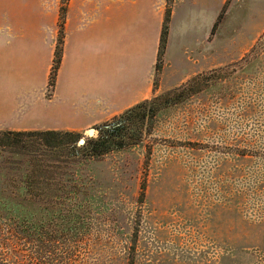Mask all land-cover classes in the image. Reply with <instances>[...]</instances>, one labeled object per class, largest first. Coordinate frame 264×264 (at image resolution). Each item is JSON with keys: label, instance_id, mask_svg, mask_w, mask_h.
Returning a JSON list of instances; mask_svg holds the SVG:
<instances>
[{"label": "rangeland", "instance_id": "obj_1", "mask_svg": "<svg viewBox=\"0 0 264 264\" xmlns=\"http://www.w3.org/2000/svg\"><path fill=\"white\" fill-rule=\"evenodd\" d=\"M180 1L144 0L164 21ZM65 2L0 0V8L25 4L33 30H50L60 12L58 45ZM218 2L210 41L219 73L173 86L164 57L161 109L133 127L139 144L65 169L36 194L22 176L0 174V264H264V0ZM188 5L176 11L171 58ZM194 12L205 13V37L216 6ZM33 70L39 91L44 77Z\"/></svg>", "mask_w": 264, "mask_h": 264}, {"label": "crops", "instance_id": "obj_2", "mask_svg": "<svg viewBox=\"0 0 264 264\" xmlns=\"http://www.w3.org/2000/svg\"><path fill=\"white\" fill-rule=\"evenodd\" d=\"M143 2L120 0L109 6L108 0H69L62 63L50 99L45 90L57 48L60 12L50 30H33L28 28L25 4L0 8V131L81 134L154 98L164 19L157 20L150 3ZM205 3L206 7L199 0H182L173 10L163 67V76L178 79L173 86L219 65L218 52L214 61V35L210 41L219 2ZM184 4L189 5L179 54L171 58L175 15ZM215 6L217 13L207 20L211 25L205 37L199 36L205 13L199 16L193 10L204 12ZM33 69L44 77L39 91L34 81L40 74Z\"/></svg>", "mask_w": 264, "mask_h": 264}, {"label": "trees", "instance_id": "obj_3", "mask_svg": "<svg viewBox=\"0 0 264 264\" xmlns=\"http://www.w3.org/2000/svg\"><path fill=\"white\" fill-rule=\"evenodd\" d=\"M69 0L64 3V19L61 25L63 38L57 45L54 65L49 86L55 88L58 70L62 63L63 44L65 37V21ZM171 12L165 18L159 52L157 69L164 61L170 33ZM220 69L200 74L190 80V85L201 79L210 80L212 75L218 74ZM160 97L146 100L126 110L115 117L113 121L96 127L98 136L84 138L80 133L60 131H0V174L2 176H22L19 181L29 183V190L36 194L40 184L51 181L65 169L74 165H85L91 160L103 157L117 150L128 148L141 142V137L132 135V129L139 122L154 121L161 107ZM7 181H17L13 178Z\"/></svg>", "mask_w": 264, "mask_h": 264}, {"label": "water", "instance_id": "obj_4", "mask_svg": "<svg viewBox=\"0 0 264 264\" xmlns=\"http://www.w3.org/2000/svg\"><path fill=\"white\" fill-rule=\"evenodd\" d=\"M95 133H96V129H94V128H91V129H89V131H88V135H89L90 137H93V136L95 135ZM85 142H86L85 138H82V139L80 140V144H81V145L85 144Z\"/></svg>", "mask_w": 264, "mask_h": 264}]
</instances>
